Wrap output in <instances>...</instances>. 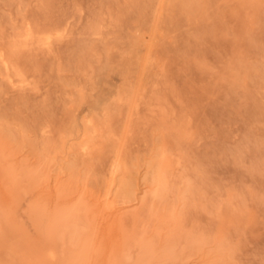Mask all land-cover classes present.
Returning <instances> with one entry per match:
<instances>
[{
    "label": "rangeland",
    "instance_id": "obj_1",
    "mask_svg": "<svg viewBox=\"0 0 264 264\" xmlns=\"http://www.w3.org/2000/svg\"><path fill=\"white\" fill-rule=\"evenodd\" d=\"M0 264H264V0H0Z\"/></svg>",
    "mask_w": 264,
    "mask_h": 264
},
{
    "label": "bare ground",
    "instance_id": "obj_2",
    "mask_svg": "<svg viewBox=\"0 0 264 264\" xmlns=\"http://www.w3.org/2000/svg\"><path fill=\"white\" fill-rule=\"evenodd\" d=\"M67 32L65 31V30H55L54 32H48V33H46V35L44 36V38H43V43L44 44H49L50 43V41H51V39L53 38V37H58V38H60V39H62V37L63 36H65V34H66ZM30 35V33H28L27 32V35L26 36H28L29 37V35ZM43 34V33H42ZM42 36V35H41ZM42 36V37H43ZM27 37V38H28ZM27 38H25V39H27ZM29 39V38H28ZM41 40V39H40ZM24 81V79H21L19 82H23ZM20 83V85L23 87V83L21 84ZM17 84V83H16ZM157 176V175H156ZM156 179H159V176H158V178H156ZM158 181V180H157ZM160 182V183H159ZM130 183V182H129ZM158 183L159 184H161V179H160V181H158ZM157 189V188H156ZM156 189L154 188V192H156ZM108 190V189H107ZM130 190H131V188L129 187V185H128V183H126L125 181H123L122 182V184H121V190L120 191H122L124 194L125 193H129L130 192ZM158 192V191H157Z\"/></svg>",
    "mask_w": 264,
    "mask_h": 264
}]
</instances>
